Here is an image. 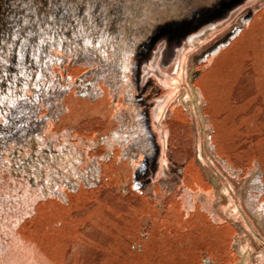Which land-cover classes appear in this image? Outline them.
<instances>
[{
    "label": "rangeland",
    "instance_id": "obj_1",
    "mask_svg": "<svg viewBox=\"0 0 264 264\" xmlns=\"http://www.w3.org/2000/svg\"><path fill=\"white\" fill-rule=\"evenodd\" d=\"M103 1L109 0H83L77 12L84 4L95 11L94 6ZM141 1L140 8L149 5L141 9L143 15L132 23L129 18L125 21L136 32L141 30L143 39L132 70L149 138L156 145L152 161L125 178L108 173L110 180L90 192L69 190L67 196L63 192L65 197L59 193L47 205L39 206L43 201L36 194L38 205L22 215L25 222L15 224H21L19 232L28 242L0 241V264H190L191 252L200 259L193 264H205L208 257L201 243H189L193 234L183 230L184 214L198 194H204L208 206L221 208L245 230L249 226V237L258 231L260 205L254 198L260 188L256 181L246 183L245 178L259 170V160L264 171V0ZM26 2L0 0V36L21 24ZM249 15H256L250 26L258 23V30L231 41ZM69 20L67 26H72ZM81 26L79 22L78 28ZM207 26L210 29L203 36L188 43L190 35L198 36ZM66 35H61L63 40ZM65 44L61 42V49L53 45L50 53L55 50L53 56L59 54L63 60L68 56ZM222 44L226 48L215 55L209 53ZM50 53L42 51L38 64L25 53L22 68L16 67L13 55L9 77L0 80V120L7 121L0 124V135L10 134V140H16L6 153L5 148L0 152V157L6 156L5 165L22 152L19 138H14L27 125L18 115L20 103L25 95L30 99L31 86L41 76V61L50 59ZM21 70L31 76L27 88ZM177 108L183 110L186 124L174 119ZM52 149L49 142L41 143L14 160L12 170L26 177L22 183L0 169L4 220L12 222L27 195L31 196L29 184H43L42 190L53 193L66 183L55 176L58 168L50 167L55 159ZM187 168L196 170L197 179L187 175ZM47 172L50 175L44 179ZM10 179L18 183L15 188L19 191L6 198L2 191L14 186ZM124 186L128 191L116 195ZM166 195L167 200H161ZM141 246L146 253L132 251Z\"/></svg>",
    "mask_w": 264,
    "mask_h": 264
},
{
    "label": "trees",
    "instance_id": "obj_2",
    "mask_svg": "<svg viewBox=\"0 0 264 264\" xmlns=\"http://www.w3.org/2000/svg\"><path fill=\"white\" fill-rule=\"evenodd\" d=\"M103 2L94 6L95 11L89 9V4L83 5V10L77 12V19L82 24L80 28L76 21L69 20L72 26H67L61 33L67 34L62 41L66 43L63 50L67 57L62 60L59 54L53 56V50L49 52L50 59L41 61L43 67L38 69L41 76L35 83L37 87H33L35 84L31 86L33 90L29 97L32 100L25 95L27 100L23 99L18 112L19 116L21 112L25 113L21 120L27 124L14 137L19 138L17 141L22 152L15 153L9 165L2 162L6 156L0 157V169L22 183L26 177L18 170L13 171L12 163L24 155L21 153L28 154L41 143L49 142L55 152L50 167L58 168L55 176L66 182L61 185L64 188L59 186L53 193H46L42 190L43 184H29L33 188L31 196L28 194L26 202H22L24 206L17 209L14 220L6 221V214H0V241L28 242L19 232L21 224H15L25 222L27 218L22 215L34 210L31 208L40 202L38 195L43 201L39 204L41 206L47 205L50 198V201L54 200L59 193L65 197L63 192L69 190L90 192V188H97L102 181L110 180L108 173L125 178L144 170L155 155L156 145L149 138L132 70L142 45L141 30L136 32L135 27L125 21L126 18L130 23L136 21L143 15L141 9L149 5L140 8L139 4H144L141 0ZM60 44H55L56 48L61 49ZM179 112L177 121L186 124V117L180 109ZM10 136L0 135V152L5 148L6 153L16 141L10 140ZM10 182L14 186L3 188V197L12 198L10 195L19 191L15 188L18 183L13 179ZM135 183L137 189L139 183L137 180ZM164 190L169 193L171 189L166 187ZM127 191L124 186L116 195ZM4 200L9 204V200ZM136 250L139 249L132 248V251Z\"/></svg>",
    "mask_w": 264,
    "mask_h": 264
},
{
    "label": "crops",
    "instance_id": "obj_3",
    "mask_svg": "<svg viewBox=\"0 0 264 264\" xmlns=\"http://www.w3.org/2000/svg\"><path fill=\"white\" fill-rule=\"evenodd\" d=\"M252 18H256V15H249L245 19L242 27L235 31L231 41L236 38H241L250 31L255 32L256 29L258 30V23L252 25V27L250 26L253 22ZM239 33H241V35H238ZM226 45L222 44L221 47L219 46L209 53L215 55L217 52L226 48ZM208 54L206 56H208ZM179 109L180 108L175 109L173 114L176 121L180 116ZM181 111L183 113V110ZM217 153L219 154L218 151ZM257 161L256 159L253 160L252 167H254L253 164ZM258 163L260 171L256 170L255 172L257 173V171H259L260 174L254 177L256 173L251 172L245 178L246 183L249 181H256L260 188L254 198L256 204L260 205L258 211H256L258 214L257 225L259 229L253 234V237L250 236V238L248 236L247 230H249V226H247V230H245V227L238 221L227 217L221 208H211L208 206L204 194L202 196L198 194V199L193 201L192 207L189 206L185 212L183 230H187L188 233L193 234L191 236L189 235V239L191 238L189 243H191V241L201 243L204 255L208 257L204 258L205 264H264V171L263 163L260 162V160ZM230 165L233 166V164ZM186 171L187 175L191 176V178L197 179V172L195 169L187 168ZM175 203L180 207L178 201ZM188 259L190 264L199 263L200 261L193 252H191Z\"/></svg>",
    "mask_w": 264,
    "mask_h": 264
},
{
    "label": "snow or ice",
    "instance_id": "obj_4",
    "mask_svg": "<svg viewBox=\"0 0 264 264\" xmlns=\"http://www.w3.org/2000/svg\"><path fill=\"white\" fill-rule=\"evenodd\" d=\"M82 2L83 0H27L23 4L27 12L21 24L15 26L10 34L0 36V80L9 77L7 69L13 55L17 60L16 67L22 68L21 62L25 53H28L33 62L38 64L42 51L47 54L53 45L61 43L63 40L61 33L66 30L68 20L79 24L77 9ZM19 75L25 78V88H27V81L31 76L23 70ZM22 99L27 100V97ZM24 114L20 113V115ZM0 124H7V121L0 120Z\"/></svg>",
    "mask_w": 264,
    "mask_h": 264
},
{
    "label": "bare ground",
    "instance_id": "obj_5",
    "mask_svg": "<svg viewBox=\"0 0 264 264\" xmlns=\"http://www.w3.org/2000/svg\"><path fill=\"white\" fill-rule=\"evenodd\" d=\"M209 26H210V24H209ZM209 26H207L205 29L201 30V31L199 32V35H198V36H195V34H194V35H190V36L188 37V40H187L188 43H190L192 39L196 40V39H198V37L203 36V35L205 34V32H207V31L210 29ZM191 43H193V41H192ZM190 82H191V81H190ZM191 85H192V84H191ZM192 89H194L193 86H192Z\"/></svg>",
    "mask_w": 264,
    "mask_h": 264
},
{
    "label": "flooded vegetation",
    "instance_id": "obj_6",
    "mask_svg": "<svg viewBox=\"0 0 264 264\" xmlns=\"http://www.w3.org/2000/svg\"><path fill=\"white\" fill-rule=\"evenodd\" d=\"M137 177V176H136ZM137 181H138V179H137ZM138 183H139V181H138ZM171 192H169V194H170ZM167 197H168V195H167ZM171 199V198H170ZM161 200H164V201H166L167 199H163V198H161ZM139 250H143V248H142V246L140 247V249Z\"/></svg>",
    "mask_w": 264,
    "mask_h": 264
},
{
    "label": "water",
    "instance_id": "obj_7",
    "mask_svg": "<svg viewBox=\"0 0 264 264\" xmlns=\"http://www.w3.org/2000/svg\"><path fill=\"white\" fill-rule=\"evenodd\" d=\"M192 78H193V76H192Z\"/></svg>",
    "mask_w": 264,
    "mask_h": 264
}]
</instances>
